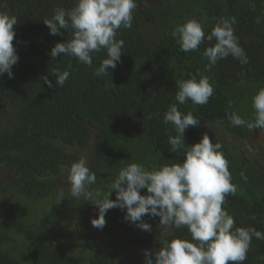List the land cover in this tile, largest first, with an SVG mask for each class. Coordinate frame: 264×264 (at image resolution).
<instances>
[{"label":"trees","instance_id":"1","mask_svg":"<svg viewBox=\"0 0 264 264\" xmlns=\"http://www.w3.org/2000/svg\"><path fill=\"white\" fill-rule=\"evenodd\" d=\"M75 4L0 0V11L18 18L13 43L19 56L13 77H0V175L11 173L0 184V264H145V250L154 258L164 241L190 239L186 228L165 231L160 218L150 215L143 220L151 231H143L125 221L126 209L120 208L108 210L105 227L97 229L91 221L98 218V209L69 191L71 165L82 157L97 176L92 188L104 192L129 163L149 170L182 163L183 153L171 152L167 143L175 135L173 126L163 122L172 104L185 114L194 110L200 120L185 132L188 146L204 134L222 143L238 185L223 206L235 226L264 233V141L257 148L247 146L264 130L232 126L227 115L236 110L252 119V97L264 88V0H137L131 28L118 32L124 40L121 60L99 77L94 70L107 58L106 50L93 55L92 67L50 56L56 43L72 38V30L53 36L44 20ZM231 17L248 57L244 65L229 56L206 71L202 54L215 39L185 53L171 36L178 24L191 19L209 34L221 18ZM54 69L70 72L64 86L56 88ZM197 72L210 77L213 96L203 106L191 100L178 104L176 81ZM45 76L52 88L44 84ZM243 264H264V239L253 238Z\"/></svg>","mask_w":264,"mask_h":264},{"label":"clouds","instance_id":"2","mask_svg":"<svg viewBox=\"0 0 264 264\" xmlns=\"http://www.w3.org/2000/svg\"><path fill=\"white\" fill-rule=\"evenodd\" d=\"M136 8L137 0H76L75 7L70 10L56 9L44 24L53 36L71 29L72 38L56 43L50 56L53 60L61 55L75 58L78 63L92 67L93 55L106 50L107 58L101 60L94 75L107 76L123 55L124 40L117 38L118 32L121 28H131ZM235 23V17L221 18L206 34L204 25L191 19L178 24L171 36L185 53L198 51L205 40L215 39L216 43L202 54L208 61L206 71H211L218 61L229 56L244 65L248 57L235 35ZM17 24L15 15L0 11V77L7 73L12 78V69L19 61L13 43ZM53 75L57 88L65 85L70 72L54 69ZM189 76L176 81L175 100L180 105L188 100L193 105H206L215 91L210 77L199 72ZM43 81L49 88L54 86L47 76ZM233 107L234 102L229 101L228 108ZM252 107V119L243 118L236 110L228 113L230 124L264 130V88L252 97ZM193 112L182 113L177 104H172L163 117V122L170 123L175 131L174 136L167 137L170 151L183 153L182 163L163 164L151 170L140 163H129L119 171L109 191L104 192L92 188L97 176L82 157L70 168V195L77 200L83 198L98 209V218L91 221L97 229L105 227V216L113 208L126 209L125 221L143 231H151V225L143 220L146 215L159 217L160 227L165 231L187 229L190 239L176 237L164 241L154 258L153 253L145 250V264H243L253 238L264 239V233L254 227H236L234 218L223 207L226 197L236 194L238 185L233 183L222 143H213L208 134L193 146L185 143L186 130L200 123ZM241 177L247 180L243 172ZM145 189L147 194L142 195ZM113 191L115 200L111 199Z\"/></svg>","mask_w":264,"mask_h":264},{"label":"rangeland","instance_id":"3","mask_svg":"<svg viewBox=\"0 0 264 264\" xmlns=\"http://www.w3.org/2000/svg\"><path fill=\"white\" fill-rule=\"evenodd\" d=\"M217 130H219V129H217ZM257 137H259V139ZM260 141H264V132L262 134H260V135H255L253 137L252 141L247 146H250V148H257L258 147V143ZM10 174L11 173L8 170L2 171L1 175H0V177H1L0 178V184H2L4 181L9 179L10 178Z\"/></svg>","mask_w":264,"mask_h":264}]
</instances>
